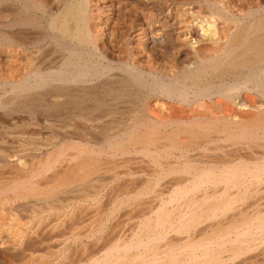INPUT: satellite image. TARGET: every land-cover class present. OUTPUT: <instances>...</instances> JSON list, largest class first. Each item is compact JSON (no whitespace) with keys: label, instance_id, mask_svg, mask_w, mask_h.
I'll return each instance as SVG.
<instances>
[{"label":"bare ground","instance_id":"6f19581e","mask_svg":"<svg viewBox=\"0 0 264 264\" xmlns=\"http://www.w3.org/2000/svg\"><path fill=\"white\" fill-rule=\"evenodd\" d=\"M59 1L0 0V264L72 262L71 243L113 215L98 207L110 184L148 178L139 189L125 184L115 203L143 197L151 177L156 185L170 172L169 196L148 199L158 206L140 214L137 229L93 254L83 240L72 264H193L228 250L233 262L264 229V0L96 2L131 20L150 68L127 50L116 59L99 50L119 36L106 21L91 31L92 0ZM137 157L153 165L146 174L132 172ZM207 184L210 193H200ZM77 210L86 215L65 227ZM208 212L214 222L196 234ZM39 232L44 251L25 244Z\"/></svg>","mask_w":264,"mask_h":264},{"label":"rangeland","instance_id":"374dc122","mask_svg":"<svg viewBox=\"0 0 264 264\" xmlns=\"http://www.w3.org/2000/svg\"><path fill=\"white\" fill-rule=\"evenodd\" d=\"M35 2H38V3H40L41 2V4H43L44 3V5H49L50 4V2L52 3L54 0H34ZM45 1V2H44ZM47 1V2H46ZM59 1V0H58ZM61 1H64V0H60L59 1V3L61 2ZM103 1V2H102ZM92 4V8L91 7H89V15H90V17H91V15H93L94 17L96 16V14H97V16L95 17V19L96 20H92V18H91V20L92 21H90V24H91V31H93V33H96V32H98L99 31V26H101V23L103 22V21H106L107 22V27L108 28H110V26L113 28H110L109 30H111L112 32H114V31H116V34L118 33V36L119 37H117V36H115V38L113 37L111 40H110V42H109V44H104V42H101V41H99L98 42V48H99V50L101 51L102 50V52L103 53H105V54H107L108 55V57L109 58H111V59H116L117 57H118V54L119 53H117V52H120V51H126V52H132L133 53V55H134V57L135 58H141V66L142 67H144V68H150V65L152 64V62H151V64L149 63L150 61H149V58L148 57H146L147 55L143 52H141V50H142V48H141V46L138 44V40H136L134 37H131V32L129 31V30H131V28L129 27V26H131L132 24H131V22H127V20L128 21H131L130 19H125L124 17L122 18H117L116 19V17L114 16V17H110L111 16V14L109 13L110 12V10H109V7H100L99 9H98V6H94V5H97V4H99L100 3V5L102 6L103 5V3H105L106 2V0H101V2H100V0H92V1H90ZM96 2H97V4H96ZM103 8V9H102ZM93 9V10H92ZM91 10H92V12L94 11V13H92L91 14ZM97 10H99V11H97ZM97 12V13H96ZM108 12V13H107ZM96 13V14H95ZM106 13V14H105ZM103 14V16H101ZM105 15L107 16V18L105 17ZM110 15V16H109ZM89 17V18H90ZM98 17V18H97ZM101 17V18H100ZM107 20H106V19ZM110 18V19H109ZM115 18V19H114ZM99 19V21H97ZM115 20H117L116 22H119L118 24L116 23H113ZM122 20V21H121ZM95 21V22H94ZM97 21V22H96ZM125 21V22H124ZM123 22L124 23H126V25L125 24H123ZM120 23H122V24H120ZM111 24H113V25H111ZM131 24V25H130ZM94 25H95V27H98L97 29L96 28H93L94 27ZM103 25V24H102ZM115 25H116V27H115ZM125 25V26H124ZM129 25V26H128ZM122 27V28H121ZM132 27V26H131ZM115 28V29H114ZM120 28V29H119ZM125 28V29H124ZM127 28H129V29H127ZM118 29V30H117ZM96 30V32H94ZM127 31V32H125V31ZM124 31V32H123ZM130 34H129V33ZM122 35V37H121V35ZM124 34H126V35H124ZM125 38H124V37ZM117 38V39H116ZM123 38V39H122ZM132 38V39H131ZM123 41H122V40ZM129 39H131V40H129ZM135 39V40H134ZM115 42H114V41ZM132 40H133V44H132ZM119 41L121 42V43H119ZM127 41V42H126ZM128 41H129V43H128ZM115 43H117V44H115ZM115 44V45H114ZM129 44H130V46H131V44H132V48L131 49H133V50H131L130 49V46H129ZM105 45H107V46H105ZM114 45V46H113ZM119 45H120V47H121V45H122V50H121V48L119 47ZM125 45H126V47H125ZM139 45V46H138ZM136 46L139 48V49H136ZM101 47V48H100ZM111 47H113V48H116L115 50L113 49V48H111ZM124 47H125V49H124ZM105 48V50H103ZM135 48V49H134ZM107 49H108V52H107ZM111 49V50H110ZM129 49V50H128ZM110 50V51H109ZM114 50V51H113ZM134 50H136V51H134ZM105 51V52H104ZM101 52V53H102ZM139 53V54H138ZM112 54V55H111ZM111 57H110V56ZM148 58V59H147ZM145 59V60H144ZM147 59V60H146ZM144 61V63H142L143 61ZM147 61H148V63H149V65H148V63H147ZM168 61V62H167ZM167 61H165L164 62V64L167 66V65H169V60H167ZM161 64H163V62L161 63ZM148 65V66H147ZM146 66V67H145ZM238 101V100H237ZM210 145H208L207 146V149L209 150V147ZM207 149H204V150H201V155H205V152H206V150ZM207 150V151H208ZM200 151V150H199ZM205 151V152H204ZM210 150L208 151V153H206V155H207V157H209V159H210ZM202 153H204V154H202ZM198 155V154H197ZM212 155V154H211ZM192 157V156H191ZM190 157V158H191ZM195 157H197V156H195ZM139 158L137 157V158H133L132 159V161H133V163H131V169H132V172L134 171V173H139V174H143L142 172H144L145 174L147 173V171L146 170H148V172L150 171V169H152V168H150V167H153V165L151 164V162H149V161H147L146 159V163L143 161V162H139L138 163V160ZM137 160V164H136V161ZM150 164H149V163ZM141 163H143L142 165H141ZM136 164V166L135 167H137L138 169L139 168H141V169H137V168H135L134 167V169H137V170H134L132 167L134 166ZM138 164H140L139 166H138ZM145 164V166H143ZM147 164V165H146ZM151 165V166H150ZM144 167H147V168H144ZM141 170V171H140ZM136 171V172H135ZM139 171V172H138ZM174 173L175 172H170V173H167V174H165L163 177H162V181L160 182V183H158V184H156V185H154V183H155V178H157V177H151V180H152V178H153V180L151 181V183H153V187H152V189H149V190H146L147 192L145 193V194H143V197H142V195H139L138 197H136L137 199H139V200H137L136 198H133V199H120V202L119 201H117V202H113V197L115 196V195H117L118 193H120V192H122L123 190H126L127 188H124L123 186H125V184H126V186L125 187H128V188H130V186H131V188L130 189H139V187L141 188V186H142V184H143V182H145L146 180H144V179H148L147 178V175H146V177H144V176H141L142 178H143V180H142V178L139 176V178L138 177H134L136 180L138 179V182H135L134 181V178L133 177H131L130 178V176H129V178H128V176L127 177H124V181L123 180H121V181H119V180H117V181H119L118 183H117V181H116V183H115V181L112 183V185L110 184L107 188H106V190L102 193V195H101V197H100V202H98V207H99V209H101V210H103L105 213H106V216H107V218L109 217V215H110V213L111 214H113V215H110V218H108V222H106L107 223V226H106V224L101 228V229H104V230H100L99 232H97V234L94 236V237H91V238H88V239H82V241L80 242V240H78L77 242H72L71 244L73 245H70L69 246V248H68V250H67V256H66V258H67V260H72V262L74 261L75 262V260L76 261H78L79 260V254H81L82 255V251H81V248L84 246V248L86 247V245L88 246V248L86 247L85 249H84V251L86 252V251H88V252H86V254H89V253H92L93 254V252L95 253V252H98V251H100V249L102 250L103 248H105L106 246H107V244H110L111 242H114L115 240H117V239H120V238H122V236L123 237H125L124 235H125V232L126 233H129L130 231H128L129 230V228H132V226H136V225H138V223H139V216H140V214H142L143 212H145L146 211V209L147 208H149V207H154L155 205L156 206H158V203L157 202H152V201H150V200H148V199H150V198H152V195H155V194H163L162 196H161V198H164V197H168L169 196V191H171L172 189H173V184L172 183H174V181L176 180V178L177 177H175L176 175H174ZM170 174V175H169ZM176 174V173H175ZM178 174V173H177ZM172 175V176H171ZM180 174H178V177H180L179 176ZM167 177V178H166ZM175 177V178H174ZM128 178V179H127ZM166 178V179H165ZM175 180H174V179ZM130 179V180H129ZM125 180L127 181V183L125 182ZM140 180H142V183H141V181ZM165 180V181H164ZM173 180V181H172ZM168 181V182H167ZM129 183L131 184L130 186H129ZM132 183H134V184H132ZM138 183H141V184H138ZM169 183H171V184H169ZM114 184V185H113ZM116 184V185H115ZM167 184H169V185H167ZM118 185V186H117ZM120 185V186H119ZM133 185H134V187H133ZM163 185H164V187L165 188H167V189H165L164 187H163ZM166 185H167V187H166ZM136 186H139V187H137L136 188ZM163 187V189L162 188H160V187ZM208 186V187H207ZM123 187V188H122ZM133 187V188H132ZM155 187L157 188V189H155ZM189 188V187H188ZM208 188V189H207ZM111 189H113V190H111ZM170 189V190H169ZM204 189V190H203ZM202 190H200L199 192L200 193H203L204 194V192H205V190H207L206 192H208V193H210V186H209V184H207V185H205L204 186V188H203ZM186 190H188V195L189 196H187V197H190V195L192 194H194L192 191H191V188H189V189H187L186 188ZM109 191V192H108ZM117 191V193H115ZM107 192V193H106ZM189 192H192V193H189ZM198 192V193H199ZM107 195H106V194ZM112 193V194H111ZM148 193V194H147ZM197 192H196V194H198ZM199 193V194H200ZM104 197V198H103ZM108 199H110L109 201H108ZM143 199V200H142ZM184 199V198H183ZM182 199V201H177V200H175V202H173V205H176V203L179 205V204H182L183 203V200ZM112 200V201H111ZM136 200V201H135ZM146 201V202H145ZM149 201V202H148ZM177 201V202H176ZM111 204H110V203ZM125 202V204H123ZM179 202V203H178ZM103 203H105V205H103L102 206V204ZM113 203V204H112ZM128 203H129V205H128ZM135 203V204H134ZM141 203H142V206L144 205V203H146L143 207L142 206H140L141 205ZM149 205H148V204ZM151 203V204H150ZM119 204H121V205H119ZM123 204V205H122ZM130 204L132 205L131 207L133 208V210H132V208H128L127 209V207L128 206H130ZM184 204V203H183ZM114 205H116V207L114 206ZM117 205H119L118 207H117ZM136 205V206H135ZM152 205V206H151ZM106 206H108V207H106ZM111 206V207H110ZM140 206V207H139ZM177 206V205H176ZM184 206V205H183ZM142 207V208H141ZM107 208V209H106ZM108 208H110V209H108ZM117 208V209H116ZM120 208H122V209H120ZM87 209V208H86ZM85 209V212L87 211V210H89V209H87L86 210ZM106 209V210H105ZM114 211H113V210ZM139 209H141V211L139 210ZM111 210V211H110ZM80 211L81 212H83L84 213V210H77L76 212L77 213H75L74 214V217L76 216V218H73V216H71V217H69L70 219H68L67 218V220H66V223H65V227H68V226H71V225H73V224H75L76 223V221H78V220H80L79 219V217L80 218H82V216H85V215H83V213H80ZM109 211H110V213H109ZM134 211V213H132ZM80 214H79V213ZM88 212V211H87ZM86 212V213H87ZM118 212V213H117ZM127 212H129V213H127ZM140 212V213H139ZM107 213H108V215H107ZM133 215H132V214ZM139 214V215H138ZM81 215V216H80ZM113 216V217H112ZM129 216V217H128ZM126 219H125V218ZM73 218V219H72ZM133 218V219H132ZM203 218V219H202ZM119 219H120V222H119ZM125 219V222H127V224L125 225V223H124V221L123 220ZM128 219V220H127ZM132 221H131V220ZM138 219V220H137ZM76 220V221H75ZM111 220V221H110ZM201 220V221H200ZM203 220V221H202ZM208 220V221H207ZM209 220H211V221H209ZM214 219L213 218H210V212H208V214H207V216L204 214L201 218H199L198 219V224H197V222L195 223V226L193 227V229H197L198 230V232H197V230H196V234L197 233H200V232H202L203 231V229L205 230L207 227H210V224L211 223H213L214 221H213ZM75 221V223H73ZM123 221V222H122ZM131 221V222H130ZM138 221V222H137ZM68 222H70V224L68 223ZM109 222H111V223H109ZM209 222H210V224H209ZM71 223H73V224H71ZM116 223V224H115ZM123 223V224H122ZM203 223V224H202ZM67 224H69V225H67ZM129 224V225H128ZM132 224V225H131ZM109 225H110V227H109ZM116 225V226H115ZM124 225V226H123ZM206 225V226H205ZM209 225V226H208ZM113 226V227H112ZM120 226H122L123 228L124 227H126L125 229H122V227L120 228ZM108 227V228H107ZM133 227V228H134ZM206 227V228H205ZM113 228V229H112ZM120 228V229H119ZM201 228V229H200ZM108 229V230H107ZM135 229H137V227H135L134 228V230ZM119 230V231H118ZM120 230H121V232H120ZM122 230H124V231H122ZM131 230V229H130ZM201 230V231H200ZM102 231V232H101ZM200 231V232H199ZM263 231V232H262ZM124 232V233H123ZM170 231H168L167 232V236L165 237V238H168L169 237V239L172 237L173 239H175L177 236L179 237V236H181L182 235V232H181V234L180 233H174V232H170ZM259 232H261V234H262V236H261V234H259ZM40 233V234H39ZM38 234H37V236H35V237H32V238H30V239H28L27 241H26V243L25 244H27V246L28 247H30V245H31V247L30 248H38V251L40 250H42V251H44L45 250V247H38V245L41 243V242H39V241H41V240H43V239H45L46 238V236L44 235L43 236V234L41 233V232H39ZM102 233V236L100 235ZM117 236H115V235ZM120 236H119V235ZM122 234V235H121ZM40 235V236H39ZM170 235V236H169ZM175 235V236H174ZM258 235L260 236V241H258V239H259V236H257V240L255 239V241H257V242H255L254 243V240H252V241H250L248 244H246V247H244L243 249H245V250H241V251H239L238 253H234L233 252V259H234V261L232 262V258H230V257H232L231 255H232V250H228V251H226V253H224V254H220L219 256H215L214 257V255H212V256H208L207 255V258H205L206 256H204V255H202L200 258H196V259H198L199 261H201V262H199V261H197L196 259L194 260L193 259V261H196V262H194L195 264H210V263H212V264H246V263H250V264H252L253 263V261H254V263L253 264H264V257H263V255H261V254H263L264 253V244L262 245V243H264V239H262V237L264 238V229L263 230H259L258 231ZM101 236V237H100ZM119 236V237H118ZM34 238H35V240H34ZM39 238V239H38ZM94 240H93V239ZM164 238V239H165ZM32 239V240H31ZM83 240H84V242L87 240V243H86V245H85V243H83ZM90 240V241H89ZM97 240V241H96ZM30 241H31V243H30ZM34 241H36V242H34ZM38 241V242H37ZM164 241V240H163ZM163 241H162V243H163ZM90 242V244H88ZM108 242H110V243H108ZM29 243V244H28ZM39 243V244H38ZM74 243H76L75 245H74ZM80 246H79V245ZM83 246H82V245ZM93 244V245H92ZM254 246H252V245ZM255 244V245H254ZM79 246V247H78ZM82 246V247H81ZM89 246H90V248H89ZM263 246V247H262ZM77 247V250L75 249ZM81 247V248H80ZM103 247V248H102ZM262 247V248H261ZM35 248V249H36ZM92 248V249H91ZM95 248V249H94ZM80 249V250H79ZM83 249V248H82ZM263 251H261V250ZM71 250L74 252H71ZM97 250V251H96ZM250 252H249V251ZM79 251H81V253L79 252ZM231 251V252H230ZM228 252V253H227ZM70 253V254H69ZM71 253L73 254V255H75L74 256V259H73V255H71ZM76 253V254H75ZM78 253V254H77ZM243 253H245V254H243ZM250 253V254H249ZM260 253V254H259ZM235 254V255H234ZM236 254L238 255V258H237V256H236ZM240 254V255H239ZM71 255V256H70ZM77 255V256H76ZM216 255V254H215ZM225 255H227V256H229L228 257V260L226 259L227 258V256H225ZM259 255V256H258ZM221 256H223V257H221ZM225 256V257H224ZM235 256V257H234ZM246 256V257H245ZM71 257V258H70ZM81 257V256H80ZM203 257V258H202ZM212 257V258H211ZM223 258V259H221V258ZM257 257V259H255ZM209 258V259H208ZM218 258H220L222 261H220L219 259V261H217V259ZM253 258V259H252ZM204 259H205V262H204ZM216 259V262H214V260ZM191 260L192 259H190L188 262L190 263V264H192V262H191ZM203 260V261H202ZM208 260V261H207ZM213 260V261H212ZM223 260L225 261V263H223ZM230 260V261H229ZM247 260V261H246ZM251 260V261H250ZM261 260V261H260ZM208 263H207V262ZM243 261V262H242ZM246 261V262H245ZM263 261V262H262ZM70 262V261H69ZM69 262L67 261L66 262V260H65V263H62V264H69ZM72 262H70V264H72ZM252 262V263H251ZM193 263V264H194ZM56 264H61V263H56Z\"/></svg>","mask_w":264,"mask_h":264}]
</instances>
